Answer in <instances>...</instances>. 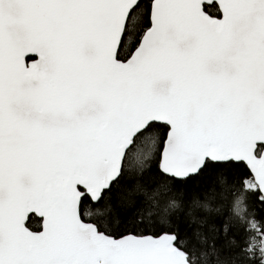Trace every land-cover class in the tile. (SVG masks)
<instances>
[{
  "label": "snow or ice",
  "instance_id": "1",
  "mask_svg": "<svg viewBox=\"0 0 264 264\" xmlns=\"http://www.w3.org/2000/svg\"><path fill=\"white\" fill-rule=\"evenodd\" d=\"M0 264H264V0H0Z\"/></svg>",
  "mask_w": 264,
  "mask_h": 264
}]
</instances>
